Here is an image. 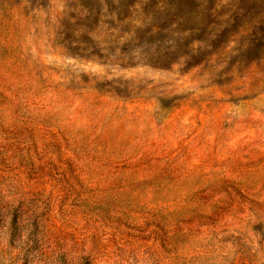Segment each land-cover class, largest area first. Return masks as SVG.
<instances>
[{"label":"rangeland","instance_id":"374dc122","mask_svg":"<svg viewBox=\"0 0 264 264\" xmlns=\"http://www.w3.org/2000/svg\"><path fill=\"white\" fill-rule=\"evenodd\" d=\"M0 264H264V0H0Z\"/></svg>","mask_w":264,"mask_h":264}]
</instances>
